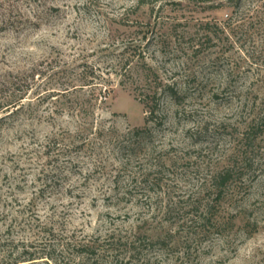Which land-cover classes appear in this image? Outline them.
<instances>
[{"label":"rangeland","instance_id":"rangeland-1","mask_svg":"<svg viewBox=\"0 0 264 264\" xmlns=\"http://www.w3.org/2000/svg\"><path fill=\"white\" fill-rule=\"evenodd\" d=\"M0 264H264V0H0Z\"/></svg>","mask_w":264,"mask_h":264},{"label":"trees","instance_id":"trees-1","mask_svg":"<svg viewBox=\"0 0 264 264\" xmlns=\"http://www.w3.org/2000/svg\"><path fill=\"white\" fill-rule=\"evenodd\" d=\"M149 108H150V112H149V115L152 114L155 110V107H156V102L153 104V106H149L148 103L146 104ZM145 105V106H146ZM146 124L141 127V128H134L133 131L130 132V134H134L136 137H137V140L139 139V137H141L144 133H146V135H148V132H146V129H147V123L148 122H145ZM232 169L231 168H228V169H225V170H222L219 174H218V177H217V184H216V189H218L217 191V195H221L222 194V187H224L227 182L229 181L231 175H232Z\"/></svg>","mask_w":264,"mask_h":264}]
</instances>
